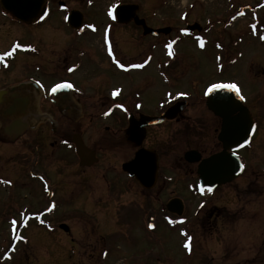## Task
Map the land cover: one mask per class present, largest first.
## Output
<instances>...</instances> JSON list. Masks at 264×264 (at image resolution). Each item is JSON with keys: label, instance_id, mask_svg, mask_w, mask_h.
<instances>
[{"label": "rangeland", "instance_id": "rangeland-1", "mask_svg": "<svg viewBox=\"0 0 264 264\" xmlns=\"http://www.w3.org/2000/svg\"><path fill=\"white\" fill-rule=\"evenodd\" d=\"M256 1L49 0V18L38 27L49 37H32L41 45L45 56L41 60L46 66L49 59L75 58L81 48L102 54L107 39L112 40L122 58L138 60L147 54L150 40L139 41V33L128 23L122 25L125 29L111 30L109 12L119 5L134 4L139 7L138 16L148 19L159 14L158 25L168 29L184 23L198 24L203 42L208 32L214 41L223 34L224 48H229L233 56L230 62L224 58L214 62L219 52L212 50L214 41L201 50L192 37L182 35L165 38L161 50L151 49L148 54H161L164 64L174 62L170 63L174 64L170 67L174 71L173 85L183 91L190 88L201 93L207 84L218 80L236 84L257 127L242 153L246 165L243 175L211 201L204 196L196 198L189 191L190 195L187 180L179 182L176 176L187 174L183 155L189 149L206 152L210 146L216 147L214 130L219 131V122L202 106L185 109L180 115L188 122L201 119L210 129L197 145L190 137L189 124L177 123L174 127L179 144L170 139V127L158 129L156 139L164 148L160 151L162 174L168 177L165 181L159 178L156 187L146 192L121 170L136 151L125 135L121 113L114 114L106 105L103 108L97 99L83 101L85 107L77 111L79 121H60L57 116L54 121L59 119V131L49 140L41 139L46 134L42 128L41 133L23 137L34 151L20 141H0V264H264V44L258 45L252 35H243L249 19L235 20L238 6H253ZM60 2L66 10L58 9ZM69 10L79 11L96 28L92 26V32L85 31L80 37L66 29L62 19ZM259 16L264 17L263 10ZM13 29L14 38L23 34L31 40L30 29ZM238 51L242 52L240 58L236 56ZM153 64L142 77L100 78L117 89L118 96L112 102L117 104L118 97L127 92L132 99L141 92L147 102H156L165 85L153 74ZM216 64L224 68L221 76L214 71ZM60 133L69 134L68 141L72 134L82 137L97 153L98 163L80 166L72 151L58 145ZM175 197L184 203L178 219L164 209ZM150 217L152 229L148 228ZM186 244H190V250Z\"/></svg>", "mask_w": 264, "mask_h": 264}, {"label": "flooded vegetation", "instance_id": "flooded-vegetation-1", "mask_svg": "<svg viewBox=\"0 0 264 264\" xmlns=\"http://www.w3.org/2000/svg\"><path fill=\"white\" fill-rule=\"evenodd\" d=\"M48 3L49 0H47L46 4L45 20L39 21L34 24H25L18 22L0 7V56H3V59H0V141H20V143L26 144L27 146V139L25 138L26 140H23L22 138L26 137L30 133H41V128L46 132V134H42L43 138L41 139H43L44 141L49 140L52 133L55 134L59 131L57 129L59 127V119L56 121L57 123L54 121L57 116L61 118L60 121H79V112L77 113V111L85 107V103L83 102L85 99H97L98 101H102L101 106L103 108L106 105L107 107H109V109H113L114 112L118 111L119 114L121 113L120 117H123L121 119L126 125L125 135L127 128L129 127L131 122H139L142 117L159 118L164 114V112L168 108H170L177 102L185 101L187 103L185 109L199 108V106H202L205 109V112L212 115L219 122V131L214 130L216 133V147L210 146V148L206 152L205 150L200 151L199 149L191 148L187 152H193L195 154L194 156H199V159L203 160L224 151L223 144L218 140V135L221 129V120L217 116H215L207 108L206 105L205 92L207 88L211 86L212 83L207 84V86L201 93H199L200 91L196 92L193 89H190L189 87L188 91H183L180 89L181 87L179 88L173 85L175 81L173 80L172 73L174 71L171 70L170 67L172 68L174 64L170 63L174 62L170 61V63H166V65L164 64L163 57L161 54H148V51L151 49L152 51L155 50L156 52L158 50H161L163 48L162 45L164 39H171L172 35L176 36L177 39L179 38L178 35L185 36L186 38L192 37V40L195 42V46L197 44L199 49L201 50L206 46L207 49V44H209V42L211 41H214V39H210L209 33L211 32L205 34L206 38L205 35H203L204 38L202 39H204V46L201 47L199 46L201 40L199 34L202 33L201 27L200 30H194L191 32L183 31L188 25H191V23H184V25H178L175 27L172 26L173 29H169L168 34L166 35L163 33L153 35L144 34L143 29L140 26H137L132 21L127 25L132 26L137 31V33H139V41L150 40L151 43L148 46L149 48L146 49L147 54L143 55L140 59L135 60L134 57L122 58L119 55V52L117 53V48H114V45L111 44L112 40L107 39L104 40V43H106V48L102 54L90 52L89 49L86 50L81 48L78 49L79 52L75 58L68 59L62 56L60 60L49 59L48 64L46 66V61L41 60V58L44 56L41 53V45L33 42L32 37L35 36L36 39L38 36L42 40L47 39L49 37V33H47V31H42V29H38V27L42 26V24H44V22L49 18L50 9ZM188 6H190L189 9L194 8L192 5ZM66 8L67 6L65 4L60 6L58 3V9L66 10ZM114 9L115 8L112 9V12ZM236 9L237 16L235 20H244V18L249 19L245 21V30L242 32L243 35L246 37L252 35L258 45L264 44V17L262 18L259 16L260 11L263 10L264 13V0H257L253 6L241 5L238 6ZM71 11L73 10H69V12L65 14L62 19L64 25H66V29L68 28L71 32L77 33L80 37V35L85 31L92 32V26L96 28L93 23L85 21V17L83 16L84 20L81 28L77 31H73L72 29H70L66 23V16ZM248 12H250L251 14L250 17L246 15V13ZM151 15L152 14H150V16ZM136 17L144 20L145 25L149 29L160 30L163 28H167L158 25L159 14H153V17L151 16L152 18L148 19L147 16L141 17L138 16V13H136ZM111 18L113 25V28H111V30H122L125 27L122 26L124 24L121 25L114 21L113 16H111ZM15 27L30 29L29 36L31 40L25 39L23 34L19 38H14L13 36L15 35V30L13 28ZM39 30L41 33L39 32ZM205 31L206 30H204L203 32ZM16 45H19L20 47L16 48L12 56H7L6 53L12 51V49L15 48ZM224 45L226 46V44L224 43V35L220 34V38L214 41V44L212 43L211 46L214 52L215 50L219 51L217 54H215V63H217L218 61L222 62L223 58L226 59L227 62H230L228 61L229 57H233L229 54V48L225 50ZM232 45H234V43H232ZM235 45L237 46L238 44L235 43ZM159 47H161V49ZM236 56L240 58L242 56V52L238 51ZM170 60H172V58H170ZM152 63H154L153 67L156 68L153 74H155L157 78L160 79L162 86L165 85V89L163 90L162 95L158 98L156 102H147L144 99L145 95L141 94V92L136 93L134 95V99H132V94H130V92H127L124 95L121 94L118 97L119 102L117 104L116 102H112L114 101V99H116V95L114 96L113 93L115 92V90L117 91V89H115V87H113L111 84H105L100 80V78H104V76L127 77L129 75H136L142 77L143 74L147 73L146 70L149 66L152 65ZM120 65H123V67H120ZM164 67L167 68L164 69ZM69 69H73V71H69ZM223 69V66L220 67L218 66V64H216L215 70L214 66V71L217 72L220 76L224 72ZM96 75L98 76L97 79H95ZM56 83H71L74 87L71 89H63L55 94H52L51 87L54 86ZM213 83L234 84L232 82L221 80L214 81ZM41 85L43 87H41ZM101 85L103 86L101 87ZM198 93L200 95H198ZM246 104L247 103H245V105ZM181 113H179L176 118L172 120L164 119L163 122L160 124L145 127V136L143 138L141 146H136L127 138L129 143L136 148L133 158L139 148L152 150L156 154L157 172L155 185L152 189L156 187L159 178L165 181L167 180L166 177H168L162 174L161 169L163 152L160 151H162V149L164 148L162 142L156 139V133L159 128L166 127V129H169L170 127L172 131L170 139H174V144H179L178 139L176 140L174 137V133L177 134V130L174 129L177 123L189 124V131L191 134V136H189L193 140L195 139V142L193 143L196 145L199 143V140H205V138L209 134L210 129L207 130V125L202 123L203 121L201 119L193 118L191 122H188L187 118L180 116ZM114 114H117V112ZM256 127L257 124L255 123V128ZM166 131L167 132H164L166 135H168V130ZM73 135L74 134H72L71 137H73ZM68 137L69 134L66 133L64 135L60 133L57 141L58 145L63 147L64 149H69L70 151H72L74 157L77 159L74 153L72 138H70V141H68ZM168 147H172V144L169 143ZM29 148H32L33 151L35 150L33 145H30ZM243 150L244 148L242 147L236 148L235 150L230 151V153H234L241 160L244 165V168H246L242 154ZM184 155L183 164L185 165V169L187 168L188 170L187 174L186 176H176L178 177V181L187 180L186 187L188 188V192L190 191L193 195H195L196 198L204 196L206 201H211L221 189L229 187V185L239 180L242 176H239L229 184H224L214 188L212 192L205 191L201 193L199 188L198 175V167L200 160L198 162L189 163L184 159ZM132 159H130L129 161H131ZM190 166H193L194 169H191ZM170 168L175 170L173 166H170ZM173 174L175 173L173 172ZM129 178L137 186H139L142 191H147L146 189L142 188L134 178ZM190 192L189 194L192 195ZM151 219L153 220L152 217H150V220Z\"/></svg>", "mask_w": 264, "mask_h": 264}, {"label": "water", "instance_id": "water-1", "mask_svg": "<svg viewBox=\"0 0 264 264\" xmlns=\"http://www.w3.org/2000/svg\"><path fill=\"white\" fill-rule=\"evenodd\" d=\"M80 1V0H79ZM46 0H0V7L19 22L31 24L43 19ZM62 5V4H61ZM136 5H122L115 9L114 15L119 24L133 21L143 29L144 34L157 35L168 33V29L152 30L146 27L143 20L136 17ZM240 13V12H239ZM68 26L78 30L83 23V15L72 11L67 17ZM200 30L198 24L187 26L184 32ZM207 108L221 119V129L218 140L223 144V152L210 158L200 160L193 152H187L184 159L189 163L198 162L199 187L203 190L230 183L243 171L241 162L229 151L243 147L249 143L254 125L249 110L243 105L240 94L228 90H217L206 94ZM185 102L177 103L164 112L160 118L142 117L139 122H131L126 134L128 140L140 146L145 136V127L160 124L164 119L172 120L182 112ZM72 143L80 166H93L97 162L95 152L88 149L82 138L74 135ZM129 177L134 178L141 187L150 189L155 185L157 172V158L155 152L139 149L134 158L121 167ZM166 210L176 216H181L184 210L183 202L179 198H172L165 205ZM151 225V224H150ZM65 232L68 228L60 226ZM151 228V227H150Z\"/></svg>", "mask_w": 264, "mask_h": 264}, {"label": "snow or ice", "instance_id": "snow-or-ice-1", "mask_svg": "<svg viewBox=\"0 0 264 264\" xmlns=\"http://www.w3.org/2000/svg\"><path fill=\"white\" fill-rule=\"evenodd\" d=\"M109 15L110 16L113 15L112 11L109 12ZM113 18H115V17L113 16ZM200 46L201 47L204 46V42L203 41H200ZM19 47H20L19 45H16L15 48H13L12 51L7 52L6 55L9 56V57L12 56L13 53L15 52L16 48H19ZM167 47L169 48V50H171L172 45L169 44V45H167ZM169 54H171V52ZM0 59H3V56H0ZM120 67H123V65H120ZM69 71H73V69H69ZM37 83H39V82H37ZM41 87H43V86L41 85ZM73 87L74 86L71 83H56L54 86L51 87V93L55 94V93H57V92H59V91H61L63 89H71ZM217 90H228V91H233V92L239 93V89H238L236 84H216V83H212L211 86L207 89L206 94H210V93L215 92ZM113 95L114 96L118 95V93L114 92ZM240 99L243 100L244 97L241 95ZM4 183H10V181H4ZM209 191H211V189H209ZM12 223L15 224L16 221H13ZM170 223H171V221H170ZM149 227H154V225H149ZM185 247H188L189 250H190V244H186Z\"/></svg>", "mask_w": 264, "mask_h": 264}]
</instances>
